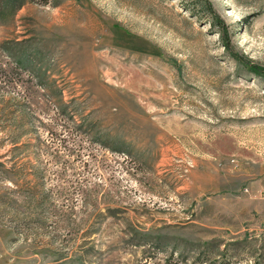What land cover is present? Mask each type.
<instances>
[{
	"label": "rangeland",
	"instance_id": "1",
	"mask_svg": "<svg viewBox=\"0 0 264 264\" xmlns=\"http://www.w3.org/2000/svg\"><path fill=\"white\" fill-rule=\"evenodd\" d=\"M205 1L227 46L201 3L0 0V264H264V0Z\"/></svg>",
	"mask_w": 264,
	"mask_h": 264
},
{
	"label": "trees",
	"instance_id": "2",
	"mask_svg": "<svg viewBox=\"0 0 264 264\" xmlns=\"http://www.w3.org/2000/svg\"><path fill=\"white\" fill-rule=\"evenodd\" d=\"M180 3L190 13H193L195 8H196V6L199 3H201V7L200 8L204 9V11L209 13L210 19H211V17H212V19L216 18V14L213 12L210 4L208 2H206L205 0H180ZM209 24L218 26L217 32L219 33V35L221 36V38L225 42L224 45L227 46L228 44H227V40H226V32H225V28H224V22L222 20H220V19H217L215 22H214V20H210ZM233 57L234 58H238L240 60V58L237 55L233 54ZM249 71L252 72L253 74H256V75H258V74L261 75L264 72V71H261L260 68H258L256 66H252V67L249 66Z\"/></svg>",
	"mask_w": 264,
	"mask_h": 264
}]
</instances>
